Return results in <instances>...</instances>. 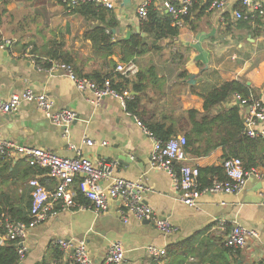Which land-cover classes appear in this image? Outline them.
Segmentation results:
<instances>
[{
  "label": "crops",
  "instance_id": "1",
  "mask_svg": "<svg viewBox=\"0 0 264 264\" xmlns=\"http://www.w3.org/2000/svg\"><path fill=\"white\" fill-rule=\"evenodd\" d=\"M143 1L131 0L128 7L121 1L115 10L108 11L118 22L112 30L115 43L126 40L129 33L148 42L147 53L137 57L136 62L140 71L149 70L154 78L142 96L137 119L119 99L98 100L92 91L80 92L62 69L52 70L54 62L46 68L49 53L62 47L61 57L70 59L79 76L109 72L105 60L96 55L85 34L96 26L108 25L111 15L104 22L87 20L69 11L63 0H0V42H15L12 52L0 49V99L9 100L31 89L47 95L55 111L77 114L66 134L36 103L25 102L18 113L0 115V138L69 159L80 156L94 165L114 161L118 164L116 177L139 181L146 188L140 195L153 212L151 220L139 221L127 213L125 221L120 213L123 209L120 200L110 199L108 210L97 213L80 193L84 175H79L75 189L77 203L83 209L63 210L57 206L51 219L32 229L25 240L28 252L24 264H39L50 258L53 242L59 238L84 241L89 257L98 263L104 261L112 245L121 244L126 251L124 264H153L147 252L149 246L167 249L192 239L191 256L165 259L159 264H210L204 260L218 254H223L222 264H264V179L251 180L237 194H204L197 200V207H189L174 189L172 176L151 169L153 141L137 124L158 122L170 127L187 111L203 113L202 95L224 82L247 85L264 103V18L237 21L234 12L243 8L242 0H232L224 10L213 9L214 0H198L178 37L164 39L154 48L138 15ZM150 7L160 15H169L164 0H150ZM200 33L208 36L203 42L208 66L197 61L198 52L191 46ZM121 58L118 45L108 60L118 65ZM191 77L195 78L194 84L190 83ZM131 94L138 96L133 91ZM237 103L233 97L223 108H232ZM246 113L247 109L242 108L244 117ZM258 127L263 128L264 124ZM87 140L94 145H87ZM224 155L223 149L218 148L208 157L190 155L188 163L199 170L223 167ZM258 155L262 162L259 169L264 171V141ZM9 162L8 169L0 167L1 201L9 199L15 208L26 210L33 191L29 183L34 179L48 190L55 189L57 180L48 178L46 170L31 167L23 159ZM101 185L105 190L109 187L106 182ZM154 219L168 221L174 233L165 236ZM236 224L256 231L259 236L248 239L244 248L229 251L226 239ZM0 239V244L6 242L5 235H0Z\"/></svg>",
  "mask_w": 264,
  "mask_h": 264
},
{
  "label": "built area",
  "instance_id": "2",
  "mask_svg": "<svg viewBox=\"0 0 264 264\" xmlns=\"http://www.w3.org/2000/svg\"><path fill=\"white\" fill-rule=\"evenodd\" d=\"M121 1L63 0V3L69 11L90 3L113 11ZM197 2L198 0H164L165 10L172 17L174 27L180 29L185 25L186 18L191 15ZM231 2L232 0H214L212 8L224 10L230 6ZM241 2L243 8L234 12V18L237 21L248 22L264 18L263 2L257 0H242ZM149 7L150 0H144L138 8V15L142 22L148 19ZM14 45L15 42L13 40L1 41L0 49L12 52ZM55 69H62L80 92L88 90L94 92L98 100L105 97H113L119 99L126 107L127 100L132 97L129 91L118 92L112 86L110 80L99 86L86 78H80L66 64L54 62L52 70ZM116 72L127 80H133L139 74L140 68L136 62L131 61L118 64ZM235 98L242 108L247 109L244 117L247 136L250 138H264V127H258L259 124H264V103L254 96H251L249 100L240 96ZM25 102L36 103L38 108L54 125L65 128L66 134L68 128L77 118V114L71 111H55L54 103L47 95L37 94L31 89L20 95H13L9 100L0 99V115L18 113L21 105ZM137 124L144 129V132L153 141L151 169L169 173L173 179L174 189L179 193L181 201L189 207H197V200L204 194H237L243 191L251 180L264 179L263 170L259 168L246 170L241 159L233 158L223 162L226 179L219 180L216 178L210 187L202 189L199 182L200 170L188 163L190 155L186 152V137L178 135L163 143L156 140L155 136L140 121ZM86 144L93 146L94 142L87 140ZM102 145L105 146L107 143ZM71 147L75 149V147ZM15 159H23L31 167L46 170L48 178L57 180V185L53 190H48L38 179L30 181L29 184L33 189V202L30 212L32 220L29 224L17 223L8 218L5 220V239L16 243L22 264H24L28 252L25 240L29 232L51 219L57 211V206H60L63 210L83 209L77 203L78 192L75 189L76 178L79 175H84V188L80 193L90 202L97 213H103L108 210L110 199H118L123 207L120 213L125 221L128 220L127 213H131L139 221L152 219L153 212L144 205L140 195L146 188L139 181L132 182L116 177L118 164L114 161L101 162L98 165H94L90 160L80 156L69 159L53 152L16 145L0 138V162L2 160L12 161ZM105 182L109 183L107 190L101 185ZM262 198L264 203V194ZM154 221L158 230L165 236H170L174 233V227L168 221L158 219H154ZM258 236L256 231L236 224L226 239V245L229 248L242 249L248 239L258 238ZM53 244L64 255L62 260L53 264H124L126 261V251L121 244L112 245L102 263L94 262L89 257L84 241L59 238ZM147 252L152 258L157 260L167 255L166 249H160L156 246H149Z\"/></svg>",
  "mask_w": 264,
  "mask_h": 264
},
{
  "label": "trees",
  "instance_id": "3",
  "mask_svg": "<svg viewBox=\"0 0 264 264\" xmlns=\"http://www.w3.org/2000/svg\"><path fill=\"white\" fill-rule=\"evenodd\" d=\"M75 13L85 17L87 20L98 19L103 21L108 15L107 9L90 3L75 8ZM189 17L186 18L188 21ZM142 30L152 39L154 48L156 44L164 39H174L179 35V28L173 26V19L170 15H160L154 8H148V19L142 22ZM118 22L114 15L110 16L108 25L96 26L88 30L85 38L92 42L94 51L98 57L105 60V66L110 68L109 72H93L90 75L79 76L70 59L61 57L62 47L49 53V60L46 68H50L51 61L70 66L74 73L80 78H86L99 86L104 85L110 80L112 86L120 93L133 91L138 96H132L126 102V111L139 118V109L142 106V96L146 93L149 85L153 83V77L149 70L142 69L133 80H127L116 72L117 63L113 60L109 61V57L114 55V48H121V63L136 62L137 57H141L147 53L148 45L146 39L141 36H132L129 40H123L115 43L113 41L114 34L112 30L117 28ZM149 51V50H148ZM137 63V62H136ZM186 76V73L183 74ZM131 89V90H130ZM240 96L249 100L251 96L257 97L247 85L232 81L213 87L202 95L205 105L204 112L196 110L187 111L185 115L176 122L175 125L166 127L162 123H145L140 121L143 126L150 131L156 138L163 143L168 142L171 138L178 136L180 133L187 139L186 152L196 158H204L210 156L216 149L221 148L224 151V160L238 158L244 163L246 170H252L261 167V157L258 155L264 138H250L245 132V121L242 114V106L237 103L229 109H224L223 105L228 103L233 97ZM257 99V98H256ZM10 163L7 160L0 162V167ZM8 169V167L4 168ZM225 180L226 176L222 166L211 167L200 170V186L202 189L210 187L214 179ZM4 196H2L3 198ZM32 199L28 203L25 210L15 208L9 199L1 201L0 196V235L4 236L6 230L4 228L5 220L8 218L17 223L29 224L31 222ZM199 237V235L197 236ZM192 239L170 245L166 249L167 255L160 259L153 258V264H159L165 259L181 258L182 256H191L193 254ZM226 245V244H225ZM229 251L233 248H229ZM223 255V254H222ZM221 254L210 256L204 262L210 264H222L223 256ZM64 258L63 253L57 246L51 249L50 258L46 257L39 264H53ZM0 264H22L18 248L15 242L6 241L0 244Z\"/></svg>",
  "mask_w": 264,
  "mask_h": 264
},
{
  "label": "water",
  "instance_id": "4",
  "mask_svg": "<svg viewBox=\"0 0 264 264\" xmlns=\"http://www.w3.org/2000/svg\"><path fill=\"white\" fill-rule=\"evenodd\" d=\"M123 1V5L124 7H128L131 4V0H122ZM132 33H129L126 39H130V37L132 36ZM208 36H206L203 33L197 34L195 37V43L192 44V48H194L197 52H198V56H197V61L203 62V64H205L206 66H208L209 63V58H208V53L204 50L203 48V42L204 40L207 38ZM190 83H195V78L191 77L190 78ZM65 130V128H63ZM1 239H0V243H1Z\"/></svg>",
  "mask_w": 264,
  "mask_h": 264
},
{
  "label": "rangeland",
  "instance_id": "5",
  "mask_svg": "<svg viewBox=\"0 0 264 264\" xmlns=\"http://www.w3.org/2000/svg\"><path fill=\"white\" fill-rule=\"evenodd\" d=\"M38 43H39V44H42V42H41V41H39Z\"/></svg>",
  "mask_w": 264,
  "mask_h": 264
}]
</instances>
